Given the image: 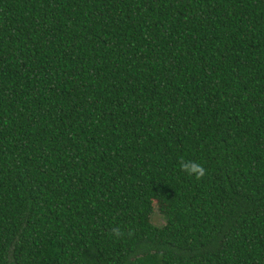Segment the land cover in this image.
Here are the masks:
<instances>
[{
  "label": "trees",
  "instance_id": "trees-1",
  "mask_svg": "<svg viewBox=\"0 0 264 264\" xmlns=\"http://www.w3.org/2000/svg\"><path fill=\"white\" fill-rule=\"evenodd\" d=\"M0 264H264V0H0Z\"/></svg>",
  "mask_w": 264,
  "mask_h": 264
},
{
  "label": "clouds",
  "instance_id": "clouds-1",
  "mask_svg": "<svg viewBox=\"0 0 264 264\" xmlns=\"http://www.w3.org/2000/svg\"><path fill=\"white\" fill-rule=\"evenodd\" d=\"M180 167L183 171L187 172L189 175H195L197 180L202 179L206 175V169L203 165L199 164L198 162H192L191 167H188L183 160L180 162ZM115 232V230H114ZM117 236L120 235L119 232H115Z\"/></svg>",
  "mask_w": 264,
  "mask_h": 264
},
{
  "label": "rangeland",
  "instance_id": "rangeland-1",
  "mask_svg": "<svg viewBox=\"0 0 264 264\" xmlns=\"http://www.w3.org/2000/svg\"><path fill=\"white\" fill-rule=\"evenodd\" d=\"M154 206H155V213H156V214L152 216L151 220H152V222H153L154 224L160 225V224H162L163 220H162L161 215H160V213H159V211H158V209H157V205H156V203H155ZM158 206H160V205L158 204ZM158 213H159V214H158Z\"/></svg>",
  "mask_w": 264,
  "mask_h": 264
}]
</instances>
